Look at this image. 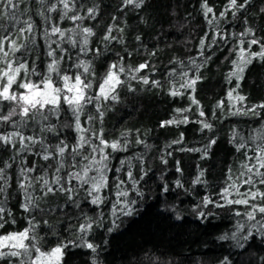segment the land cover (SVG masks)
Returning a JSON list of instances; mask_svg holds the SVG:
<instances>
[{
	"label": "trees",
	"instance_id": "trees-1",
	"mask_svg": "<svg viewBox=\"0 0 264 264\" xmlns=\"http://www.w3.org/2000/svg\"><path fill=\"white\" fill-rule=\"evenodd\" d=\"M242 2L237 0L238 4ZM51 4H57L56 11L47 10ZM205 4L212 8L207 15ZM228 4L229 0H144L140 8H135L125 6L123 0H70L73 11L68 17H83L75 22L61 19L63 5L58 0H46L43 7L37 0L20 4L17 12L23 14L17 27L25 26L23 21L27 20L36 26L35 44L16 53L21 62L27 61L29 69L47 72L53 58L47 55L43 34L53 26L65 30L64 40L58 35L49 38V42H60V48L51 44L60 73L70 77L81 74L92 85L86 89L87 94L95 96L110 67L116 65L112 71L121 83L112 95L117 98L86 104L80 122L81 127L92 130L84 135L93 144L99 145L96 135L102 131L103 138L109 144L117 142L120 150L104 149L108 156L107 186L93 196L87 193L89 185L68 182L66 173L78 169L70 167L73 161L66 152L65 168L59 175L63 187L76 189L72 199L59 191L45 196L43 181L33 182L29 192L35 206L25 212L21 207L24 196L17 184L20 170L34 168L30 177L46 176L50 186L58 187L53 184L59 160L54 146L63 139L70 150L77 142L75 119L66 104L59 120L52 117L44 122L55 125V132L41 133V125L30 121L22 131L26 136L41 137L53 156L44 160L39 144L19 155L0 144V167L5 162L12 165L7 169L5 204L9 223L0 229V235L23 231L31 220L35 224L31 235L42 252L74 242L64 249L60 264H264V228L257 224V220L264 221V215L257 212L253 221L246 216L251 204L264 206V200L258 197L249 205L229 204L228 200L244 198L235 188L229 189L227 199L221 196L233 181L241 193L256 191L248 185L240 186L243 178L237 177L241 164L248 162L244 152L255 154L256 144L249 137L264 126V109L257 108V115L244 114L264 104V59L252 55L261 52L264 45V0H251L244 9L225 11ZM90 8L94 9V19L88 17ZM82 28L93 33L88 37L86 52H81ZM71 29L76 33L68 31ZM67 37L76 42L75 46L67 42ZM253 38L261 43L249 47ZM249 59L251 63H246ZM80 61L89 65L87 73L76 67ZM141 64L147 67L134 71ZM233 73L242 77L239 87ZM144 78L148 84L143 83ZM30 79L39 81L41 77L32 75ZM53 79L63 86L55 74ZM192 80L196 83L189 86ZM13 90L24 91L17 85ZM13 106L0 101V115H7ZM168 121L172 123L166 124ZM11 131L10 123L0 124V134ZM241 137L247 143L237 151ZM82 151L91 153V146L85 145ZM95 155L99 159V153ZM95 174L90 172L89 176ZM198 177L199 182H195ZM257 188L264 191V184L257 182ZM118 191H126L127 196H118ZM95 195L101 198L98 204L91 202ZM206 198L212 201L207 206ZM81 224H91V228L81 233ZM238 225H244L243 229ZM250 225H255L251 228L253 235L245 240ZM81 235L83 242L77 239ZM88 243L94 251L87 248Z\"/></svg>",
	"mask_w": 264,
	"mask_h": 264
},
{
	"label": "snow or ice",
	"instance_id": "snow-or-ice-1",
	"mask_svg": "<svg viewBox=\"0 0 264 264\" xmlns=\"http://www.w3.org/2000/svg\"><path fill=\"white\" fill-rule=\"evenodd\" d=\"M25 2V0H0V101H8L13 107L10 108L7 115H0V124H11L13 131L7 132L5 134H0V144L7 149L9 146L15 150V153L19 155L22 152H30L32 147L39 144L43 151L42 158L44 160L52 159L53 154L49 152V146L43 142L41 137L37 135L26 136L22 129L29 126V122H35L40 124L39 131L43 132H55L56 126L44 122L50 121L52 117H55L59 120L61 115L62 105L66 104L68 110L71 111L75 119V131L77 132V142L69 150V145L65 143L63 139L56 144L55 155L59 157V160L56 161L55 175L53 179V184L58 187H52L49 185L48 179L45 177H30L28 174L35 171L34 168H22L17 177V184L19 190L24 196V203L21 207L25 212H28L31 207H34V198L29 192V189L33 186V182L42 183V189H44V195L49 193L55 194L57 191L61 193H68V199H72V194L76 191L74 187L65 188L61 185V177L59 173L65 168V153L68 152L72 158V163L70 167L78 169L77 171H69L66 173L68 182L71 183L72 180L79 182L82 185H89L87 193L89 196H93V193H98L101 188L107 186V179L105 175V170L107 169L108 156L105 155L104 149L111 147L113 151L120 150L119 144L113 142L109 144L101 134L96 135V139L99 140V145L93 144L90 138H86L84 133L92 131L91 129H86L81 127L80 115L86 104L92 103L95 101H100L102 98L108 100L111 98L115 100L117 97L112 95L115 92L116 86L121 83L119 77L116 73L112 71L116 65H112L104 78V82L100 85L99 92L93 96L86 93V89L91 88V83L86 82L85 79H82L81 74L75 75V77H70L67 74L61 75L59 70V59L55 58V50L52 49L51 44L55 43L57 48H60V42L50 41L49 38L52 36L58 35L61 40L65 39V30H62L59 26H53L50 30L44 31V39L48 43V52L47 55L53 59L47 65L46 73H38L35 67L29 69L27 61L21 62L19 57H16V53L20 52L23 48L25 51L29 50V45L35 44L36 42V33L35 25L31 20L23 21L25 26L17 27L21 24L20 15L23 12L18 14L17 9L20 8V4ZM37 2L43 7L46 3V0H37ZM124 5H132L135 8H140L144 3V0H123ZM59 4L63 5V10L61 11V19L69 18L73 22L76 20H82L83 17L79 15H73L68 17V12L73 11V7L70 6V0H58ZM251 3V0H243L242 3H237V0H229V4L226 7L225 11H230L235 8L241 10L246 8ZM207 13L212 12V8L208 7L207 4L204 5ZM28 9H24L26 12ZM47 10L49 12H54L57 10V4H51L48 6ZM94 9H88V17H94ZM41 16H44V12H40ZM224 16L222 12L220 14ZM232 15L235 16L236 12H232ZM50 19V17H45V20ZM211 23V21H209ZM70 32L76 33L75 29L68 30ZM112 29L109 28L108 32L111 33ZM80 32L83 33V43L81 45V52H86V46L88 44V37L93 33L89 28H82ZM79 34V33H77ZM109 35H105L104 39L109 40ZM114 39V37H113ZM67 42L72 43L75 46V41L71 37H67ZM261 41L257 38H253L249 41V47L251 45L260 44ZM254 57L259 56L261 59H264V45H262V50L259 53H253ZM61 57L60 59H62ZM246 63H251V60H247ZM77 68H83L84 72L89 71V65L84 61H80L76 65ZM147 67L146 64H141L134 71H140ZM243 67L239 68V72H243ZM124 69L120 68V72H123ZM23 73V76H21ZM53 74L59 77V80L62 81L63 86L61 87L57 84L56 80L53 79ZM32 75H39L41 79L39 81H33L30 79ZM233 75H237L233 73ZM135 78V77H133ZM242 77L237 75V87H239V80ZM144 84H148L149 80L147 78L143 79ZM156 83V82H153ZM196 83V80H192L189 86H192ZM13 85H17L18 89H23V92L13 90ZM176 93H173L175 95ZM231 96V92L229 93ZM239 100H243L244 97H238ZM193 103H197L193 98ZM257 108L264 109V104L256 105L255 107L247 109L244 114L251 112L253 115H257ZM97 112H100V104H96ZM201 112V116H203ZM101 118L103 113L100 112ZM13 117H19L18 120H14ZM92 117L89 116V120ZM166 124L172 123V121L165 122ZM164 126V125H162ZM203 127L210 128L208 124H204ZM249 139L256 144V147L253 149L254 155H249L247 151L244 152V156L248 162L252 163H242L241 171L237 179L243 178L241 180V185H248L249 189L256 188V191H246L241 193L239 187H237L235 181L229 184L221 192V196L224 199H227V196L230 194L229 189L235 188L236 194L244 197L243 199L228 200L229 204H244L249 205V201H256L259 197L261 200H264V191H260L257 188V182L259 184H264V126L257 131L256 135L250 136ZM260 141V143H256ZM138 143L140 141H137ZM179 143V141H176ZM211 144H214L215 141H210ZM246 141L243 137L240 139V143L237 146V151H240L241 148H245ZM17 144L19 147L17 148ZM85 145L91 146V153L84 154L83 148ZM96 153H99V159L96 158ZM40 155V153H37ZM77 157H81V160H77ZM82 161H87L83 163ZM254 161V162H253ZM10 163L5 162L3 167H0V229H4L5 224L9 221L5 218V204L7 198V190L9 186V178L7 175V169L11 168ZM117 171H119L117 169ZM177 171H180L177 167ZM231 171V169L229 170ZM90 172H95V175L89 176ZM129 178L131 179V173L129 172ZM201 176L203 173L200 174ZM231 179V177H229ZM199 182V177L197 181ZM122 183V182H121ZM119 189V184L117 185ZM167 190V189H165ZM118 196H127L126 191H118ZM100 196L95 195L92 199L93 204H98L100 202ZM209 199H205L204 205L207 206L211 203ZM222 207L223 205H217ZM251 211L246 213L247 219L249 221L256 220V213L264 215V206L253 203L250 205ZM125 214H130L125 213ZM8 216H11V212L7 213ZM203 216V213H200ZM236 215H241L237 212ZM15 223L13 219L11 221ZM262 228H264V221L257 220ZM244 225H238V229L242 230ZM255 225L249 226V231L243 239L247 240L248 237L252 236L253 233L251 228ZM91 228V224H81L79 231L81 233H86L87 230ZM35 230V224L29 220V227L25 228L23 231L19 232H9L6 235H0V261H4L5 264H16L18 261L19 264H60V260L63 256V251L68 247V244L74 243L69 241L68 244L58 245L55 248L51 249L50 252H42L37 246L36 238L31 235ZM225 237H221L224 239ZM233 239H235V233L233 234ZM78 240H84V237L78 236ZM26 241L28 243H26ZM79 246V245H77ZM87 248L92 249L94 246L91 243H88ZM33 252L36 255H33Z\"/></svg>",
	"mask_w": 264,
	"mask_h": 264
}]
</instances>
